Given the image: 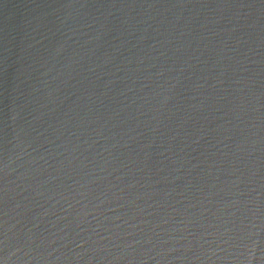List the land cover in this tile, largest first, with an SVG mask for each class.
Wrapping results in <instances>:
<instances>
[{
  "label": "water",
  "instance_id": "95a60500",
  "mask_svg": "<svg viewBox=\"0 0 264 264\" xmlns=\"http://www.w3.org/2000/svg\"><path fill=\"white\" fill-rule=\"evenodd\" d=\"M0 264H264V0H0Z\"/></svg>",
  "mask_w": 264,
  "mask_h": 264
}]
</instances>
